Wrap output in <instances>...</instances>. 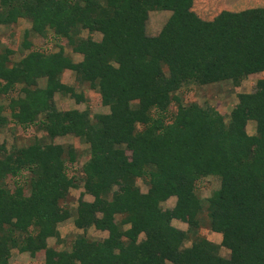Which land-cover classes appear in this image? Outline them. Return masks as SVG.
Masks as SVG:
<instances>
[{"label":"trees","instance_id":"trees-1","mask_svg":"<svg viewBox=\"0 0 264 264\" xmlns=\"http://www.w3.org/2000/svg\"><path fill=\"white\" fill-rule=\"evenodd\" d=\"M194 2L0 0V25L32 23L27 49L32 34L52 32L83 56L75 62L63 48L30 50L13 63L14 51L0 42V100L22 86L9 104L11 120L38 125L46 137L27 147L0 146V264H10L15 249L45 264H264V78L239 95L229 122L210 106L181 104L177 95L191 85L239 87L264 73V8L224 10L206 21ZM155 11L172 14L159 35L149 36ZM84 30L102 39L83 38ZM66 71L75 73L76 86L64 82ZM86 87L108 113L58 109L57 94L87 103ZM4 112L0 103V130L10 122ZM251 121L254 135L247 131ZM69 135L89 146L81 177L69 172L78 165L76 149L56 143ZM206 178L219 182L206 210L220 244L200 234L205 205L197 190ZM139 179L150 186L147 193ZM81 182L94 200L80 201L74 224L108 237L82 234L71 250L58 251L49 239L62 242L58 227L72 213L61 203ZM173 197L174 208L164 210ZM190 235L193 244L185 247Z\"/></svg>","mask_w":264,"mask_h":264},{"label":"rangeland","instance_id":"rangeland-1","mask_svg":"<svg viewBox=\"0 0 264 264\" xmlns=\"http://www.w3.org/2000/svg\"><path fill=\"white\" fill-rule=\"evenodd\" d=\"M264 8V0H195L193 11H195L203 20L212 21L222 11H236L240 12L252 8ZM169 11H155L149 13V19L146 24V32L149 36H157L168 22L171 17ZM32 28V23L26 19H20L19 22L12 26L0 25V42L3 47L13 50L11 59L13 63H17L22 60L28 53L33 50H39L47 53H56L64 49L65 53L71 56L75 62H80L83 59L81 54H76L66 40L57 39L52 32H49L46 36H40L32 34L29 38L32 47L27 49L23 46L25 40V32ZM83 38L92 37L95 41H100L102 35L99 33L91 34L88 30H84L81 34ZM31 50V51H30ZM264 78V73L259 76H251L245 79L239 87L233 85L232 82H222L217 84H211L207 86L191 85L183 87L178 93V97L181 100V104L189 105L191 103H197L202 107L210 106L216 109L221 115L225 117V121L229 122L230 115L234 107L239 102V95L243 93H252L256 90V84L259 79ZM63 80L65 83L76 86L77 80L75 73L66 71L63 74ZM46 80H40L39 85L44 87ZM21 87L18 86L16 90L12 91L8 97H4L0 100V103L5 108V115L10 119L9 124L0 130V146L4 145L8 150L14 147H27L33 144L36 140H44L45 133L38 125H34L28 128H22L11 120V111L9 104L11 99L19 98L21 96ZM85 90L88 93V102L78 104L74 99L69 96H63L57 94L55 97L56 105L60 110H73L77 109L85 111L89 109L91 117L96 114L108 113V108L102 107L100 95L89 90L87 87ZM82 88L78 92H81ZM177 104L174 103L172 111L177 110ZM247 131L250 135L256 134V123L251 121L247 125ZM47 140V139H46ZM57 144L67 146H73L78 153V165L72 169H69L70 174H76L77 177H81V167L88 160L89 146L79 138L73 135H69L56 139ZM70 166V165H69ZM26 177V176H25ZM81 187L78 189H71L68 199L61 203V206L69 209L72 213V218L59 225L58 229L61 234L62 242H57L55 238L49 239V246L55 248L58 251L71 250L72 244L79 235H86L89 239L94 241H102L108 237V232L99 231L95 228H90L88 231L78 229L74 224V216L78 210L81 200L92 202L94 198L88 194H85L82 182ZM138 186L143 193H147L150 186L143 180H138ZM13 187V184H12ZM219 187V182L214 178L203 179V182L198 184L197 193L202 198L205 205L204 212L200 215L201 230L200 234L207 237L209 240L220 244L222 241V235H217L208 229V218L206 210V200L212 195V193ZM177 199L175 197L162 204L164 210L174 208ZM173 226L176 228L188 231V224L179 220H173ZM195 239L194 235H190V239L185 242V247H190ZM220 254L223 257H230V251L226 248L220 249ZM10 264H45V258H32L29 254L20 253L17 249L13 250ZM171 264V263H168Z\"/></svg>","mask_w":264,"mask_h":264},{"label":"crops","instance_id":"crops-1","mask_svg":"<svg viewBox=\"0 0 264 264\" xmlns=\"http://www.w3.org/2000/svg\"><path fill=\"white\" fill-rule=\"evenodd\" d=\"M241 1H244V0H241ZM227 10H228V9H227ZM232 12H236V11H233V10H232ZM216 234L218 235V233H216ZM219 235H221V234H219Z\"/></svg>","mask_w":264,"mask_h":264}]
</instances>
